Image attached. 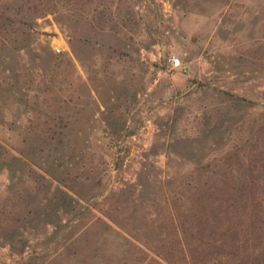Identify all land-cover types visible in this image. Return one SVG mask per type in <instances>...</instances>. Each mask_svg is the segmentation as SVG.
<instances>
[{
  "label": "rangeland",
  "instance_id": "obj_1",
  "mask_svg": "<svg viewBox=\"0 0 264 264\" xmlns=\"http://www.w3.org/2000/svg\"><path fill=\"white\" fill-rule=\"evenodd\" d=\"M227 176L264 182V0H0V264H154Z\"/></svg>",
  "mask_w": 264,
  "mask_h": 264
},
{
  "label": "trees",
  "instance_id": "obj_2",
  "mask_svg": "<svg viewBox=\"0 0 264 264\" xmlns=\"http://www.w3.org/2000/svg\"><path fill=\"white\" fill-rule=\"evenodd\" d=\"M168 238L154 264H264V182H206L162 220Z\"/></svg>",
  "mask_w": 264,
  "mask_h": 264
},
{
  "label": "built area",
  "instance_id": "obj_3",
  "mask_svg": "<svg viewBox=\"0 0 264 264\" xmlns=\"http://www.w3.org/2000/svg\"><path fill=\"white\" fill-rule=\"evenodd\" d=\"M173 65H174L175 67H180V66H181L180 61L177 60V59H173Z\"/></svg>",
  "mask_w": 264,
  "mask_h": 264
},
{
  "label": "water",
  "instance_id": "obj_4",
  "mask_svg": "<svg viewBox=\"0 0 264 264\" xmlns=\"http://www.w3.org/2000/svg\"><path fill=\"white\" fill-rule=\"evenodd\" d=\"M56 52L60 53L61 52V48L60 47H55Z\"/></svg>",
  "mask_w": 264,
  "mask_h": 264
}]
</instances>
